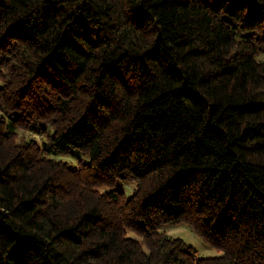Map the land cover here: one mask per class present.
<instances>
[{
	"label": "trees",
	"instance_id": "trees-1",
	"mask_svg": "<svg viewBox=\"0 0 264 264\" xmlns=\"http://www.w3.org/2000/svg\"><path fill=\"white\" fill-rule=\"evenodd\" d=\"M263 55L264 0H0V264H264Z\"/></svg>",
	"mask_w": 264,
	"mask_h": 264
},
{
	"label": "rangeland",
	"instance_id": "rangeland-1",
	"mask_svg": "<svg viewBox=\"0 0 264 264\" xmlns=\"http://www.w3.org/2000/svg\"><path fill=\"white\" fill-rule=\"evenodd\" d=\"M23 135H25V139H28L32 136L31 133L25 131L24 134L19 135V138H21ZM65 159L69 160L68 157H65ZM71 160L74 161L72 158H71ZM124 189L127 190V192H130L131 187L125 186ZM166 233L171 237L181 238L182 240L185 241V243L187 245L192 246L196 250L197 257H210V256H214L217 254V251L213 247H211L207 243H205L200 237H198L191 230L190 227H188L185 224H177L175 226H167L166 227Z\"/></svg>",
	"mask_w": 264,
	"mask_h": 264
}]
</instances>
